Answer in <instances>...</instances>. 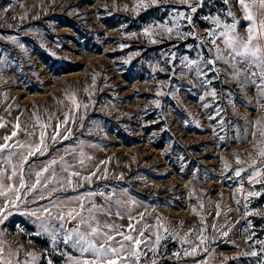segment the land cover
Segmentation results:
<instances>
[{
    "label": "rangeland",
    "instance_id": "374dc122",
    "mask_svg": "<svg viewBox=\"0 0 264 264\" xmlns=\"http://www.w3.org/2000/svg\"><path fill=\"white\" fill-rule=\"evenodd\" d=\"M188 3L198 4L195 13L179 0L156 4L152 0H0V123L6 125L0 127V138L13 131L19 118L18 136L10 143L32 140L28 132L35 131L37 138L45 132L48 152L30 158L35 169L61 156L74 166L69 171L88 175L97 167L102 169L99 179L93 177L75 192L66 188L65 194L86 197L89 192H103V197L97 194L91 201L111 215H96L101 224H114L119 231L128 233V224L137 221H141L138 227L152 225L145 237L151 236L154 242L158 234L161 243L155 254L148 253L145 264L152 260L157 264H260L264 256L242 253L259 252L254 241L264 240V188L249 181L250 169L242 178L232 171L237 167L235 154L251 163L248 153L253 152L255 141L245 140V134L254 130L255 121H264L259 88L242 87L223 71L228 67L223 61L216 63L222 71L210 86H201L204 77L197 78L186 66L188 60L215 57L209 41L215 39L224 47L219 32L225 24L235 22V32L246 36L249 21L236 0ZM258 9L257 3L253 8L257 21ZM177 11L191 15L192 24L183 18L171 23ZM158 25L173 27L170 39L167 33L157 39ZM145 29L152 35L145 36ZM177 31L192 35H177ZM200 66L204 68L203 63ZM212 75L209 72L208 78ZM212 89L217 95L200 101ZM72 94L81 105L79 111ZM204 103L209 107H203ZM66 114L78 121L67 125L72 137L52 143L48 136L57 124L63 132L61 121ZM80 159H84L83 167ZM225 160L230 167L225 168ZM2 167L7 165L0 159ZM249 190L261 195L248 197ZM116 200L129 203L116 204ZM17 203L18 207L0 213L6 216L0 222L5 260L68 264L69 256H79L61 242L62 233L55 242L47 233L37 235L40 230L29 213L46 201L25 198ZM3 207L4 197H0ZM129 216L134 219L130 221ZM224 231L228 236L222 235ZM253 232V240L247 241ZM201 233L207 239L197 253L183 255L199 244L197 234ZM140 250L147 252L144 246ZM174 253H180V258Z\"/></svg>",
    "mask_w": 264,
    "mask_h": 264
},
{
    "label": "snow or ice",
    "instance_id": "6c2138e0",
    "mask_svg": "<svg viewBox=\"0 0 264 264\" xmlns=\"http://www.w3.org/2000/svg\"><path fill=\"white\" fill-rule=\"evenodd\" d=\"M158 0H152L153 4H156ZM227 4L229 0H224ZM241 8L246 13L244 19L249 21L246 29V36H241L235 32V22L231 25L225 24L224 30L219 32L223 48L217 43L215 39L209 41L211 45L210 50H214L215 57L212 59H204L198 62L197 60H188L187 67L190 70H194L197 78L204 77L200 81L201 86H210L212 80L219 79V73L222 71L220 68L215 67L218 61H223L228 67L223 69L224 72L230 73L231 78L241 84L251 85L258 87L264 105V0H236ZM179 3L186 5L191 13L197 11L198 4H189L188 0H179ZM259 4V20L253 12L256 4ZM249 4L253 7L250 8ZM147 7V5H143ZM127 8V6H125ZM6 11V9H5ZM135 11V9H133ZM228 16H232L235 21V17L231 11H228ZM15 18V17H14ZM24 17L21 16L20 19ZM183 18L189 25L192 24V16L186 15L184 11H177L171 23H175L176 20ZM216 26L220 28V22L216 20ZM161 29L157 39L162 40L164 33H167L168 38H171L173 33V27H166L164 25H158ZM145 36H151L152 34L148 29L144 30ZM177 35H192L191 32L181 34L177 31ZM206 35H215L213 32L206 31ZM13 43H16L15 37H10ZM157 39H153V43L157 42ZM23 48V45H20ZM124 47V45H121ZM53 55H55L53 53ZM203 63L204 68H201L200 64ZM192 66H195L192 69ZM253 69H256L254 71ZM163 71V69H161ZM213 75L208 78V73ZM94 79V78H93ZM87 91V89H86ZM161 93H157L160 95ZM217 95L215 89L210 92H206L205 95L199 97L200 101H204L206 96L215 97ZM72 103L75 105V110L79 111L81 105L76 103L75 94H72ZM159 105V101H154ZM203 107L207 108L209 105L204 103ZM85 109L89 105H83ZM219 111L217 115L219 116ZM18 123L14 125L13 131L9 135H5L0 138V159L3 160L7 167L0 168V197H4V207L0 208V213H4L9 207H18L17 202H25V198L33 202L46 201L45 204L37 203L35 210L29 214L35 217L34 223L37 224L39 232L47 233L51 236L53 242L57 240V236L61 233V242L64 245H69L72 249H75L78 253V257L69 256L68 264H145V257L148 253L155 254L157 247L161 243V237L157 234L155 241L153 242L151 236L145 237V231H150L152 225L144 224L143 227H138L141 221H137L136 224L129 223V232L117 230L118 226L104 222L101 224L97 212H102L105 215H111L110 211H106L104 206L97 205L91 201V197L95 195L104 196L103 192L95 193L89 192L86 197L80 195L69 196L65 194V189L69 188L72 191H77L78 188L84 186V183L90 184L93 177L99 179L98 173L102 171L100 168H96L95 171H91L88 175H83L80 171L72 170L73 165H69L64 156H61L59 161L56 159L50 160L48 163H42L39 169H35L34 165L30 162L32 157L44 156L48 152V144L45 139V132L41 131L37 138L35 131L26 133V136L33 137L32 140H25L24 142L16 141L10 143L13 138L18 136V130L20 128L19 118ZM61 123L65 126L63 132L60 131V124L56 125L53 133L48 136V140L52 143L59 142L60 140H69L72 137V129L68 128L69 123L77 124V118L73 115L66 114ZM3 123H0V127H5ZM254 129L251 132L245 134V140L253 139V152H249L248 156L251 163L242 160L239 154H235V164L237 167L232 168L236 177L242 178V173H245L250 169L248 175L249 181L261 184L264 188V121L257 120L252 125ZM41 127H45L41 125ZM259 137V139H256ZM75 149H73V152ZM71 154V153H69ZM80 156L83 157L84 153L81 150ZM91 159V157H87ZM13 159L16 163H13ZM81 167L84 166V159L78 161ZM101 163H105L102 161ZM247 164V169L244 165ZM59 165L60 170L57 171ZM230 167V164L225 160V168ZM259 177V179H257ZM122 178V177H121ZM241 190L243 188L241 187ZM112 195H115L113 193ZM260 192L249 190L247 192L248 197L259 196ZM111 196L106 199L111 202ZM85 200L88 203H85ZM129 201L116 200V204H127ZM131 203H134L132 201ZM239 203V201H237ZM219 207V205H217ZM231 211V210H230ZM196 212V209H193ZM87 213V215H85ZM8 215L11 213L8 212ZM217 216L220 212L216 213ZM141 220L143 219V213L140 214ZM6 218L4 215H0V222ZM134 217L129 216V220H133ZM74 224L73 227L67 225ZM249 228H251V221H248ZM162 226V225H161ZM215 227V225H211ZM166 232L168 229H164ZM191 231V230H190ZM247 231V229H246ZM132 232H136L137 235H132ZM224 236H228V232L222 233ZM255 233H251L247 236V241H252ZM172 238H175V234H172ZM199 244L191 246V252L184 251L183 255H195L197 249L207 239L201 234H197ZM188 243V241H185ZM254 243L260 246L259 252L253 250L251 252L242 253L251 257L264 256V240H255ZM141 246L147 249V252H142ZM205 252L208 249H204ZM4 249L0 248V262L2 264H11L10 260H5L3 253ZM33 261L36 259L32 253H28ZM177 259L180 258V253H174ZM228 259V258H226ZM51 264V261L48 262ZM151 264H157L156 260H152ZM260 264H264V260L260 261Z\"/></svg>",
    "mask_w": 264,
    "mask_h": 264
}]
</instances>
